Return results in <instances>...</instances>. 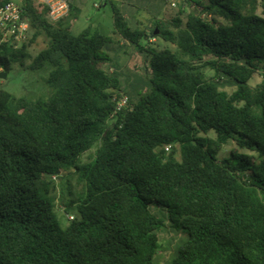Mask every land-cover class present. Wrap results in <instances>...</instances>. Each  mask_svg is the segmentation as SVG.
<instances>
[{"label":"trees","instance_id":"1","mask_svg":"<svg viewBox=\"0 0 264 264\" xmlns=\"http://www.w3.org/2000/svg\"><path fill=\"white\" fill-rule=\"evenodd\" d=\"M187 1L186 22H154L174 46L160 50L105 1L113 35L143 58L138 99L106 67L113 36L75 35L72 6L53 25L26 1L30 39L0 45V73L32 60L54 93L0 91V264H158L156 207L187 237L174 264H264V0ZM230 142L252 155L220 159Z\"/></svg>","mask_w":264,"mask_h":264},{"label":"rangeland","instance_id":"2","mask_svg":"<svg viewBox=\"0 0 264 264\" xmlns=\"http://www.w3.org/2000/svg\"><path fill=\"white\" fill-rule=\"evenodd\" d=\"M79 7V11L74 12L75 18L71 21L72 32L75 35L81 34L88 28L100 30L102 33L111 35L115 39V43L109 45V49L105 52L110 55V61L106 64L108 70L116 71L122 81V87L130 93L135 99L138 94H144L143 89L148 85L147 78L143 72V58L139 55L131 44L122 40L119 36L113 35L114 20L112 6L105 0H74ZM172 0H112L114 4L121 7L127 15L129 24L133 28L141 27L146 29L149 35L150 46L157 49H174V46L162 39H155L151 34L154 22L157 20L171 21L181 12L184 22L190 13L196 12V5L187 0H173L175 7L171 6ZM262 14V9L259 10ZM46 40L39 39L38 42L30 48V55L35 58L40 51L45 49ZM208 59V58H207ZM206 59V60H207ZM32 60L27 61L24 67L20 65L14 66L13 70L7 74L6 79H0V91H5L15 98H47L54 91L50 89L46 83L48 71L41 73H33L27 68ZM209 76L213 73L208 72ZM263 80L261 75H257L251 82L253 87L259 85ZM225 91L233 93L235 87L226 86ZM127 95L125 93H122ZM215 138L214 134L209 135ZM232 152L240 154H251L240 149L236 143L230 142L223 147L220 159L228 158ZM59 214L64 221H71L72 214L66 215L64 208L59 207ZM153 212L165 221V227L158 231L161 251L158 253V264H174L180 247L184 246L187 237L179 233L175 228V223L171 222L168 213L162 207H156ZM175 254V255H174Z\"/></svg>","mask_w":264,"mask_h":264},{"label":"built area","instance_id":"3","mask_svg":"<svg viewBox=\"0 0 264 264\" xmlns=\"http://www.w3.org/2000/svg\"><path fill=\"white\" fill-rule=\"evenodd\" d=\"M31 2L40 11L48 12L46 19L56 25L71 13L72 0H0V45L14 49L25 46L31 35L30 21L25 16L24 4ZM171 6L176 4L172 0ZM129 98L122 94L117 111L127 106Z\"/></svg>","mask_w":264,"mask_h":264},{"label":"water","instance_id":"4","mask_svg":"<svg viewBox=\"0 0 264 264\" xmlns=\"http://www.w3.org/2000/svg\"><path fill=\"white\" fill-rule=\"evenodd\" d=\"M155 35H158V31H156L154 34H152V36L150 37H154ZM7 78V73L1 72L0 73V79H6Z\"/></svg>","mask_w":264,"mask_h":264},{"label":"crops","instance_id":"5","mask_svg":"<svg viewBox=\"0 0 264 264\" xmlns=\"http://www.w3.org/2000/svg\"><path fill=\"white\" fill-rule=\"evenodd\" d=\"M72 8H73V11L74 12L79 11V7L76 5V3H75L74 0H72ZM125 17L127 18V15L126 14H125Z\"/></svg>","mask_w":264,"mask_h":264}]
</instances>
